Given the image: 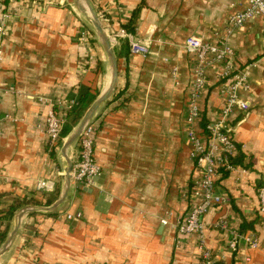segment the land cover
<instances>
[{"label":"crops","instance_id":"crops-1","mask_svg":"<svg viewBox=\"0 0 264 264\" xmlns=\"http://www.w3.org/2000/svg\"><path fill=\"white\" fill-rule=\"evenodd\" d=\"M0 1V20L7 30L0 35L1 247L21 208L48 206L60 196L66 165L63 142L107 88L111 67L75 0ZM89 1L96 14L106 11L108 31L125 32L116 35L113 50L117 84L92 116L101 173L90 186L71 181L56 209L24 215L0 264H199L196 237L179 235L176 229L188 213L199 178L186 135L194 61L183 47L189 35L213 42L226 37L238 66L247 69L248 88L240 97L248 108L229 119L243 163L220 170L216 177L215 190L229 202L203 215L206 244L221 264H264V214L258 212V188L264 185L262 18L255 16L228 31L229 16L247 0ZM128 35L144 40L150 52L131 54ZM221 68L212 63L207 69L199 97L200 128L217 119L227 95L222 84L233 81L232 75L218 78ZM73 100L81 101L83 114L66 136L61 134L59 146L49 148L46 111L53 106L62 112ZM75 106L67 111L66 122ZM66 152L73 164L77 141ZM38 180L50 181L52 189L39 188ZM68 212L82 216L67 219ZM220 218L226 219V229L215 225ZM233 232L253 233L258 247L250 249L240 240L239 252H230Z\"/></svg>","mask_w":264,"mask_h":264},{"label":"built area","instance_id":"built-area-1","mask_svg":"<svg viewBox=\"0 0 264 264\" xmlns=\"http://www.w3.org/2000/svg\"><path fill=\"white\" fill-rule=\"evenodd\" d=\"M1 3V1H0ZM97 16L106 29L111 46L117 43V36H123L122 29L117 34L108 31L111 25L106 17L105 10H99ZM255 16L262 18V30L264 33V0H247L245 7L236 10L228 18V31L241 27L244 22ZM227 31V32H228ZM7 33L3 19L0 20V35ZM89 33L87 32V36ZM82 39L86 34H82ZM129 52L131 54L146 55L150 52L149 45L142 39L128 35ZM183 47L185 51L194 57L191 79L189 82V95L186 104V135L191 144V158L199 172V178L195 181L189 196V209L184 219L176 222V229L179 235H194L196 246L200 254L199 264H221L217 262L212 250L206 244L204 235L205 223L203 215L209 209L221 206L229 202V197L225 193L217 192L216 177L221 168L226 171L232 170L236 165L229 162V156H234L237 145L233 138L229 119L231 114L237 110H247L248 103L240 97L241 90H247L246 83L247 69L238 66L235 59V52L230 46L226 37L218 41L205 40L201 36L189 35L185 38ZM212 63H220L221 70L218 72L220 80L232 75L233 81L222 84L225 91L226 100L222 106L217 119L207 122L205 128L199 127L201 121V110L199 97L206 82V72ZM3 88L0 84V102L2 99ZM76 101L68 102L63 107L62 112L49 107L44 118V127L47 135L49 148H57L62 139V130L66 122V113ZM1 122V119H0ZM96 123L91 119L87 122L79 137L77 160L71 167V181L77 186H90L94 184L95 178L101 173V166L98 164L94 155ZM50 150V149H49ZM37 186L46 191L52 189V183L47 180H38ZM258 212L264 214V185L258 188ZM82 214L65 213L67 219H79ZM162 224H168L167 218L161 219ZM215 225L226 229L227 221L220 218L215 221ZM242 240L250 249L257 248L259 245L257 237L251 232H233L231 240L228 242V250L232 253L239 252V241ZM244 260H249L248 256Z\"/></svg>","mask_w":264,"mask_h":264},{"label":"water","instance_id":"water-1","mask_svg":"<svg viewBox=\"0 0 264 264\" xmlns=\"http://www.w3.org/2000/svg\"><path fill=\"white\" fill-rule=\"evenodd\" d=\"M75 3L78 7V9L81 11V13L87 18L91 26L93 27L94 31L96 32L104 50L108 57V60L110 62L111 67V77L110 82L105 89L104 92H102L87 108V110L84 112L82 118L78 122L77 126L74 128V130L70 133V135L66 138V140L63 142L61 152L63 154V157L65 159L66 165L64 168V183H63V189L60 194V196L57 198L56 201H54L52 204L48 206H42V207H36V206H25L21 208L17 214H16V220L15 224L9 233L8 237L0 247V256L9 248L10 244L14 240L15 236L17 235L18 229L21 225L22 217L26 214L32 213L36 210H45V211H51L56 209L66 198L69 188L71 186V167L72 162L67 154V149L76 141V139L81 134L82 130L84 129L87 122L91 119L99 105L107 100L116 84L118 79V68H117V61L112 49V46L110 44V41L108 39L106 29L103 26L101 20L97 16L96 12L94 11L91 3L89 0H75Z\"/></svg>","mask_w":264,"mask_h":264},{"label":"trees","instance_id":"trees-1","mask_svg":"<svg viewBox=\"0 0 264 264\" xmlns=\"http://www.w3.org/2000/svg\"><path fill=\"white\" fill-rule=\"evenodd\" d=\"M113 50L115 51V46L113 47ZM83 109L84 107L81 106V101H78L76 106L71 110V112L67 115V122H65L63 130H62V135L66 136L69 131L72 128L71 124H75L77 123V121L81 118L82 114H83ZM202 122V120H201ZM207 122L202 124V127L205 128ZM242 154L237 151V153L234 156H229V162L235 165H242ZM220 170L225 171L226 170L224 168H221ZM50 203V202H49ZM9 214V213H8ZM12 214V212H10V215ZM1 217V216H0ZM247 227H249L248 224L245 223V225L243 224V228L246 229ZM243 229V230H244ZM5 237V233L0 234V240H3Z\"/></svg>","mask_w":264,"mask_h":264}]
</instances>
